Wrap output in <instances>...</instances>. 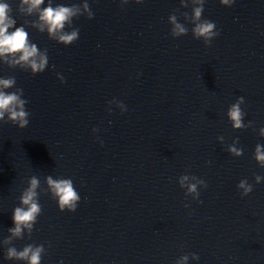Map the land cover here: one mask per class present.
Instances as JSON below:
<instances>
[{
    "label": "water",
    "instance_id": "95a60500",
    "mask_svg": "<svg viewBox=\"0 0 264 264\" xmlns=\"http://www.w3.org/2000/svg\"><path fill=\"white\" fill-rule=\"evenodd\" d=\"M7 2L17 27L33 19L19 14L20 0ZM88 2L94 19L74 20L80 36L71 46L26 28L48 49L44 73L0 64L31 114L26 129L0 123V241L29 179L46 188L52 175L71 178L81 200L75 213L61 212L41 193L31 239L14 245L43 244L42 264H175L189 253L200 257L189 264H264V183L254 179L264 169L253 158L264 145V0H206L203 16L220 32L211 47L194 39L191 24L187 36H171L180 0ZM241 96L244 123L254 127L236 131L227 112ZM113 100L127 112L113 104L109 114ZM237 137L240 158L227 150ZM183 174L207 182L199 201L179 187ZM242 179L254 185L243 198ZM5 251L0 244V264H22Z\"/></svg>",
    "mask_w": 264,
    "mask_h": 264
},
{
    "label": "clouds",
    "instance_id": "9594fccd",
    "mask_svg": "<svg viewBox=\"0 0 264 264\" xmlns=\"http://www.w3.org/2000/svg\"><path fill=\"white\" fill-rule=\"evenodd\" d=\"M130 0H121V7L127 5ZM144 0H135V3L142 4ZM222 6L232 7L236 0H220ZM46 4V6H45ZM206 0H180V8L170 14L168 21L171 25V36L174 39L189 34L188 25L191 24L192 35L196 40H202L206 47H211L212 41L219 37L216 24L205 19ZM191 8V12L181 11ZM17 11L21 16L32 17L25 19L23 25L17 27L14 18V10L7 0H0V64L10 69L30 71L33 76L42 74L49 66L48 49L41 51L37 44L32 42L26 28H32L40 33H46L48 38L64 45L71 46L79 40L80 29L74 27V20L86 16L87 19H94V13L88 0L82 4L65 6L57 4L55 0H20ZM183 18V23L181 21ZM54 67V66H53ZM62 83H66L64 77L58 74ZM28 100L24 98L23 88L17 87L15 76L0 78V123L12 124L20 129L29 126L30 112L27 110ZM115 104L123 114L127 107L123 102L113 100L109 103V114L111 106ZM245 105L244 97H239L235 103L230 105L227 117L236 131L253 128L250 121L244 123L246 112L242 108ZM98 132L99 129H93ZM259 135L264 137V128L259 129ZM221 144L225 142L223 136L218 137ZM102 143V142H101ZM239 137L228 145V152L240 158L244 155L243 148L238 147ZM253 158L260 168L264 169V145L257 144ZM256 184L264 183V175L254 174ZM46 188L42 186L41 180L33 175L28 181V187L22 191L20 206L14 208V227L8 229L9 235L0 241L6 249L5 259L8 261L22 262V264H42L46 249L43 244H27L18 249L14 242L24 240L25 236L31 239L38 217L43 214V207L40 203V195L50 194L52 199L58 202L61 212L68 211L75 213L81 197L76 190L71 178L57 177L52 175L45 177ZM178 184L185 191V197L192 200H200V189H207V182L195 175L183 174L178 178ZM242 198L248 197L254 191V185L247 179H242L237 185ZM200 203H203L200 201ZM190 205L185 204V207ZM199 261L200 257L195 253L184 254L176 260L175 264H189V260Z\"/></svg>",
    "mask_w": 264,
    "mask_h": 264
}]
</instances>
